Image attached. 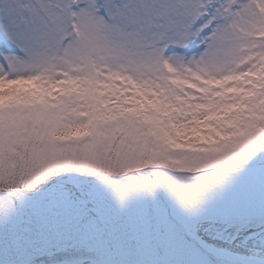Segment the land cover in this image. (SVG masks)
Here are the masks:
<instances>
[{
    "label": "snow or ice",
    "instance_id": "6c2138e0",
    "mask_svg": "<svg viewBox=\"0 0 264 264\" xmlns=\"http://www.w3.org/2000/svg\"><path fill=\"white\" fill-rule=\"evenodd\" d=\"M0 264H264V0H0Z\"/></svg>",
    "mask_w": 264,
    "mask_h": 264
}]
</instances>
